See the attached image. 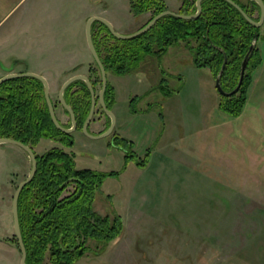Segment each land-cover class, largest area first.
Listing matches in <instances>:
<instances>
[{
    "label": "rangeland",
    "instance_id": "rangeland-1",
    "mask_svg": "<svg viewBox=\"0 0 264 264\" xmlns=\"http://www.w3.org/2000/svg\"><path fill=\"white\" fill-rule=\"evenodd\" d=\"M178 1L170 0L171 10L180 9ZM116 6L125 25L114 27L123 34L142 28L152 16L132 15L127 1ZM87 22L80 31L83 27L88 44ZM68 23L57 39L80 42L77 26L72 19ZM100 25L95 34L101 39ZM255 45L261 62L239 115L220 108L223 96L212 70L196 66L181 42L165 56L147 54L119 82L109 108L116 118L112 133L93 138L77 129L71 147L49 138L33 147L39 154L59 146L75 154L78 168L119 172L105 179L94 206L103 215L120 216L123 231L103 251L89 241L91 250L78 264H264V25ZM91 60L84 74L99 80L100 67ZM64 82L49 83L50 96L57 117L69 126L71 117L59 99ZM162 84L172 93L165 94ZM101 89L99 81L97 96ZM108 116L98 104L90 132L107 131ZM115 133L133 142L135 159L127 161L126 150L114 143ZM4 144L16 151L0 148V238L6 241L0 243V264H12L11 258L22 259L13 196L32 160L22 147ZM19 152L27 154L26 168ZM141 160L146 165H139Z\"/></svg>",
    "mask_w": 264,
    "mask_h": 264
},
{
    "label": "trees",
    "instance_id": "trees-1",
    "mask_svg": "<svg viewBox=\"0 0 264 264\" xmlns=\"http://www.w3.org/2000/svg\"><path fill=\"white\" fill-rule=\"evenodd\" d=\"M196 1L183 0L178 12L195 13ZM235 1L248 11L241 0ZM202 5L203 12L197 18L166 15L147 32L127 39L116 37L106 24L96 21L101 24L99 35L103 37L100 39L95 34L97 23H93L94 42L107 72L129 74L147 54L162 57L171 46L183 42L192 52L194 64L209 67L215 77L227 56L221 82L225 90H233L239 83L246 54L260 37L258 28L227 0H203ZM130 6L137 16L151 12L152 16L144 25L169 9L164 0H130ZM258 53L259 48L255 45L240 90L234 95H222L220 108L230 115H239L247 102L253 71L261 62ZM99 72V80L90 74L95 89L98 82H102L100 68ZM162 91L170 94L173 90L162 84ZM65 98L74 108L78 125L82 127L92 104L87 83L83 80L72 83L65 91ZM105 101L108 108L116 102L115 87L110 82ZM0 137L15 138L32 147L43 138L54 139L69 147L75 144L72 133H66L54 124L44 84L34 77L12 78L0 84ZM114 143L126 150L127 161L136 158L133 142L115 133ZM36 154L37 173L23 188L19 198L20 224L27 248L26 263L78 264L91 250L89 241L92 240L97 242L101 251L105 250L108 243L121 235L123 222L120 216L98 212L94 202L105 179L118 176L119 172L78 168L75 154L59 146ZM139 165H146L145 160ZM70 186L74 187L73 190L65 194ZM16 243L19 245L18 241Z\"/></svg>",
    "mask_w": 264,
    "mask_h": 264
},
{
    "label": "crops",
    "instance_id": "crops-1",
    "mask_svg": "<svg viewBox=\"0 0 264 264\" xmlns=\"http://www.w3.org/2000/svg\"><path fill=\"white\" fill-rule=\"evenodd\" d=\"M125 1L130 4V0H0V78L10 72L32 71L44 75L49 83H55L66 81L77 73L84 74L85 67L91 66L93 54L83 27L80 31L81 26L89 18L98 16L110 20L115 27L123 28V11L116 4ZM164 1L170 9V0ZM177 4L181 8L183 0ZM128 11L133 15L130 6ZM70 19L77 26L76 33L80 42L75 40L70 44L66 40L57 39L64 30L62 25L67 26ZM173 46L165 55L169 54ZM18 65L22 68H17ZM85 74L90 75L88 72ZM112 75H115L113 83L109 79L108 82L115 87L117 98L119 82L127 74ZM1 147L7 151H16L11 146L6 148L4 143L0 144ZM22 153L19 152L21 167L26 168L27 154ZM0 243L6 245L3 237ZM8 243L14 247L13 242ZM11 263L21 264V260L16 263L11 258Z\"/></svg>",
    "mask_w": 264,
    "mask_h": 264
},
{
    "label": "water",
    "instance_id": "water-1",
    "mask_svg": "<svg viewBox=\"0 0 264 264\" xmlns=\"http://www.w3.org/2000/svg\"><path fill=\"white\" fill-rule=\"evenodd\" d=\"M230 3H232L233 5H235L241 12L242 14L245 16V18L253 25L255 26H261L264 22V1L263 0H256L257 2H259V4L261 5L262 8V15H261V19L260 21L255 20L253 17H251L244 9L243 7L237 3L235 0H227ZM203 0H197L196 1V5H197V11L195 13H191V14H186V13H181L178 11H174L171 9H167L164 10L162 12H160L159 14H157L156 16H154L146 25H144L142 28L138 29L137 31L130 33V34H123L119 31H117L113 25V23L104 18V17H98V16H94L89 18L88 22H87V38H88V44L89 47L91 49V52L93 54V57L95 58L98 66L100 67L101 70V75H102V89L100 90L99 93V101L103 107V109L105 110V112H108V114H110L111 116V124L109 126V128L107 129V131L101 133V134H93L90 132V124L94 118V115L96 113V107L98 104V99H97V93L96 90L94 88L93 82L91 80V78L83 73H79V74H75L70 76L62 85L60 92H59V99L60 102L63 104V106L66 108V110L69 112L71 119H72V126L71 127H66L61 121L60 119L57 117L56 114V110H55V105L51 99L50 96V84L47 80V78L39 73L36 72H32V71H26V72H10L7 73L6 75L2 76L0 78V84L4 83L5 81H8L12 78H18V77H34L39 79L40 81L43 82L44 87H45V97L48 103V107L50 110V114L52 117V120L54 122V124L56 125L57 128H59L60 130L66 132V133H72L73 131H75L77 129V118H76V113L74 111V108L72 107L71 104H69L65 98V91L66 89L74 82L78 81V80H83L87 83L90 91H91V95H92V104H91V108H90V112L88 114L87 119L85 120L84 124H83V131L86 132L87 134H89V136L93 137V138H99V137H104L109 135L110 133L113 132L114 128H115V124H116V118L115 115L113 113L112 110H110L106 104L105 101V92L108 86V72H107V68L97 50V47L95 45L94 42V38H93V33H92V27H93V23L95 21H100L104 24H106L108 26V28L110 29V31L113 33V35H115L118 38L121 39H127V38H133L136 37L140 34H143L145 32H147L148 30H150L159 19H161L162 17L166 16V15H174V16H178V17H182L185 19H192V18H197L199 17L202 12H203ZM255 47V42L252 44L250 50L248 51V53L245 56V59L243 61L242 64V69H241V76H240V80L238 85L231 91H226L223 86H222V82H221V76L225 70V67L227 65V61H228V57L226 56L223 67L219 73V75L216 78V87L218 89V91L222 94V95H233L235 93H237L244 81L245 78V74H246V69H247V65L251 56V53L253 51ZM1 143H12V144H16L20 147H22L31 157L32 160V169L31 172L29 173V175L19 183L14 196H13V202H12V208H13V217H14V226H15V230H16V235L18 238V242L20 245V249L22 252V259H21V264H27L26 260H27V248L23 239V234H22V229H21V224H20V217H19V198H20V194L23 190V188L34 178V176L37 173V169H38V160H37V154L34 150V148L32 146H30L29 144L24 143L23 141L17 140L15 138H11V137H0V144Z\"/></svg>",
    "mask_w": 264,
    "mask_h": 264
},
{
    "label": "flooded vegetation",
    "instance_id": "flooded-vegetation-1",
    "mask_svg": "<svg viewBox=\"0 0 264 264\" xmlns=\"http://www.w3.org/2000/svg\"><path fill=\"white\" fill-rule=\"evenodd\" d=\"M245 5H246V8H247V10L248 11H246L244 8V10L251 16V17H253L255 20H257V21H260V19H261V15H262V8H261V5L259 4V2H257L256 0H241ZM264 1V0H263ZM237 2V1H236ZM238 3V2H237ZM263 25H264V22H263V24L261 25V26H256V28H258V31H259V34H260V36H261V33H262V27H263ZM255 26V25H254ZM259 39V38H258ZM258 39H257V41H258ZM247 70V69H246ZM246 75V74H245ZM217 78V77H216ZM45 88V87H44ZM226 91H228V90H226ZM231 91V90H230ZM100 93V92H99ZM234 95V94H233ZM225 96H227V95H225ZM97 99H98V104H100L101 105V103H100V101H99V94H98V96H97ZM98 104H97V106H98ZM101 108L103 109V107H102V105H101ZM66 109V108H65ZM104 110V109H103ZM96 111H97V107H96ZM69 113V112H68ZM70 115V114H69ZM71 117V116H70ZM77 118V117H76ZM111 118V117H110ZM111 124V123H110ZM72 126V119H71V125H69V126H66V127H71ZM77 129H82L83 130V125H82V127H79V125H78V122H77ZM76 129V130H77ZM75 130V131H76ZM74 132V131H73ZM73 132H72V134H73ZM99 134H101V133H99ZM118 134V133H117ZM74 135V134H73ZM115 135V134H114Z\"/></svg>",
    "mask_w": 264,
    "mask_h": 264
}]
</instances>
